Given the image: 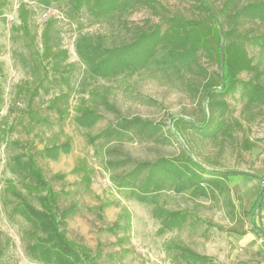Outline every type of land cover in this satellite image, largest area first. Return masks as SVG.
Wrapping results in <instances>:
<instances>
[{"label": "rangeland", "instance_id": "obj_1", "mask_svg": "<svg viewBox=\"0 0 264 264\" xmlns=\"http://www.w3.org/2000/svg\"><path fill=\"white\" fill-rule=\"evenodd\" d=\"M155 2L154 9L98 13L87 5L73 10L71 0H0V264H57L28 254L27 245L41 234L13 211L20 194L41 207L42 190L14 172L19 144L31 148L62 193V205L72 208L65 228L73 247L91 257L83 264H264V236L257 231L264 229V197L262 208L253 210L260 180L213 177L201 169L264 177V101L235 91L203 127L209 111L186 84L196 77L185 67L150 60L102 76L79 54L88 44L128 42L146 20L164 31L168 18L178 16L202 20L197 56L208 71L216 70L218 36L195 0ZM257 22L250 28L263 34L264 20ZM247 49L254 69L240 78L264 87V42ZM163 53L156 44L154 57ZM90 110L98 120L80 124L78 117ZM135 116L156 124L154 138L102 133L120 117ZM65 142L68 152L45 156L46 147ZM163 159L178 173L165 169L154 183L144 182L146 169L130 175L137 162ZM187 250L210 260L187 263L181 258Z\"/></svg>", "mask_w": 264, "mask_h": 264}, {"label": "trees", "instance_id": "obj_2", "mask_svg": "<svg viewBox=\"0 0 264 264\" xmlns=\"http://www.w3.org/2000/svg\"><path fill=\"white\" fill-rule=\"evenodd\" d=\"M49 4L52 0H42ZM199 11L206 15L214 26L218 36V68L212 72L208 71L199 61L197 51L200 47V40L197 30L202 20H183L178 16H170V25L164 31L160 24L146 20L145 24L133 30L131 39L119 46L106 47L101 42L88 44L79 48V54L89 65L92 73L102 76H110L118 67L140 68L150 60L162 64H173L179 70L185 67L195 75L196 79L186 78V84L200 95L206 103L208 113L204 109L202 119L203 127H208L215 118L217 107L227 105L225 97L228 94L239 91L241 95L250 97L251 101H264V87L258 82L245 81L240 78L243 72H250L254 69L252 58L248 52V45L264 42V33L256 34L250 25H256L258 20H264V0H195ZM73 10H79L83 5L90 8H97L98 13L117 11L128 7L145 6L154 9L155 0H71ZM227 25V28H225ZM249 25V26H248ZM219 26L223 28V34L219 32ZM224 42V62L221 61V43ZM156 44L160 45L163 54L159 59L154 57ZM195 82V83H194ZM99 118L94 111H86L78 117L82 125L93 124ZM191 124H197L190 120ZM157 126L149 119L140 117H120L116 124L107 128L106 135L134 134L139 138H154ZM23 152L14 156V172L25 180H28L35 189H41L37 197L41 207L34 206L24 195L20 194V200L14 207V213L22 215L39 232L40 236L27 245V252L33 258L43 262H55L57 264H83L89 261L90 256L78 252L72 245L65 228L68 216L73 211L71 207L62 205V193L56 190L52 183L46 178L44 171L26 144H19ZM68 142L60 145H52L44 149L45 156L57 158L61 151L68 152ZM190 160L196 163L192 158ZM199 165V164H198ZM169 160L163 159L158 162H137L130 172V175H138L145 169L147 176L144 182H158L156 175L167 173H178L179 168ZM201 167V166H200ZM204 172L213 177H228L235 174H244L256 178L249 172L239 170H215L201 167ZM201 176L200 174H195ZM212 181V180H211ZM215 185H218L213 179ZM257 198L253 206L262 208L261 200L264 197V184L260 181ZM170 219L164 221L168 223ZM257 228V224L255 223ZM257 231L264 236V229L257 228ZM181 252V258L185 262L210 260L208 256L197 252ZM99 256V254H98ZM97 257V256H96ZM93 261V259H92ZM92 263V262H91Z\"/></svg>", "mask_w": 264, "mask_h": 264}, {"label": "water", "instance_id": "obj_3", "mask_svg": "<svg viewBox=\"0 0 264 264\" xmlns=\"http://www.w3.org/2000/svg\"><path fill=\"white\" fill-rule=\"evenodd\" d=\"M219 32L221 34H223V28H221V26H219ZM223 47H224V42L221 43V49H222V52H221V61L222 63L224 62V58H225V54H224V51H223ZM251 175L255 176L256 178H258L262 183H264V177L258 175V174H255V173H252V172H249Z\"/></svg>", "mask_w": 264, "mask_h": 264}]
</instances>
